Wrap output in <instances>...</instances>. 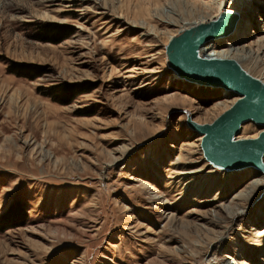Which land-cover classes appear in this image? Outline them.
<instances>
[{"label": "rangeland", "instance_id": "obj_1", "mask_svg": "<svg viewBox=\"0 0 264 264\" xmlns=\"http://www.w3.org/2000/svg\"><path fill=\"white\" fill-rule=\"evenodd\" d=\"M218 2L0 0V264H264L262 175L187 125L234 97L166 65ZM240 2L217 49L264 81V0Z\"/></svg>", "mask_w": 264, "mask_h": 264}, {"label": "water", "instance_id": "obj_2", "mask_svg": "<svg viewBox=\"0 0 264 264\" xmlns=\"http://www.w3.org/2000/svg\"><path fill=\"white\" fill-rule=\"evenodd\" d=\"M231 14L227 12L214 20L180 30L166 45L167 61L188 81L223 86L241 96L229 114L221 115L212 124H199L187 119L193 129L203 134L204 157L217 166L230 168L229 165L237 166L238 158L243 156L246 158L240 161L242 165H252L264 173V134L254 139L233 140L242 122L264 123V83L243 71L234 60L205 59L197 55L198 47L206 40L224 36L232 24Z\"/></svg>", "mask_w": 264, "mask_h": 264}, {"label": "bare ground", "instance_id": "obj_3", "mask_svg": "<svg viewBox=\"0 0 264 264\" xmlns=\"http://www.w3.org/2000/svg\"><path fill=\"white\" fill-rule=\"evenodd\" d=\"M242 9H243V4H241V2H240V0H219V2H218V6H217V9H216V12H215V14L212 16V17H210V19H208V20H200L199 22H194L193 23V25H195V24H197V23H202V22H208V21H210V20H214V19H216L218 16H220L221 14H224V13H227V12H231L232 14L231 15H233L232 17V24H231V27L230 28H228L227 30H225V32H224V36L223 37H227L233 30H234V28H235V25H236V23H237V20H238V16H240V14L242 13ZM192 26V25H191ZM233 28V29H232ZM182 30V29H181ZM180 31V30H179ZM178 31V32H179ZM177 32V33H178ZM176 33V34H177ZM175 34V35H176ZM173 37V36H172ZM223 37H218V38H210V39H208V40H206L204 43H202L199 47H198V50H197V55L200 57V58H205V59H231V60H234L235 62H237L238 63V65L243 69V71H245L246 73H248V71L245 69V68H243V66L241 65V61L239 60V59H237V57H234V56H232L231 54H230V52L232 51V50H234V49H232V48H229V49H227V50H218L217 48H218V43L220 42V41H222V39L221 38H223ZM165 57H166V65L168 66V68L170 69V70H172L174 73H175V76L177 77V78H179V79H182V80H184V81H187V82H189V83H193V84H195V85H197V86H201V87H207V86H209L208 88H213V89H217V90H219L220 92H221V94H223V95H229V96H233L234 98L232 99V101H231V106H230V108L229 109H227L226 111H224L221 115H226V114H229L230 112H231V110H232V108L234 107V106H237V104L239 103V101H240V99H241V96L240 95H238V94H236L235 92H232V91H229V90H227L225 87H223V86H219V85H208V84H200V83H197V82H191V81H188V80H186V79H184V75H180L179 74V72L178 71H175L172 67H170L169 66V64H168V61H167V56H166V47H165ZM249 74V73H248ZM250 75V74H249ZM252 77H254V78H257V79H259V80H261L263 83H264V81L262 80V79H260L259 77H255V76H253V75H251ZM183 77V78H182ZM187 113H186V116H187V119L188 118H190L192 121H194V122H196V123H199V124H202V123H200L199 121H196V120H193L192 118H191V115L189 114V112L188 111H186ZM220 115V116H221ZM219 116V117H220ZM218 118V117H217ZM216 118V119H217ZM215 119V120H216ZM214 120V121H215ZM213 121V122H214ZM212 122V123H213ZM249 122H252V123H254V124H256L258 127H259V132L256 134V136H253V137H248V136H244V134H242V129H243V127H244V125L245 124H247V123H249ZM211 123V124H212ZM187 125L191 128V129H193L188 123H187ZM193 131H195V132H197L198 133V135H200L199 136V140H201L200 141V147H201V150H202V153H203V149H202V139H203V134H201V133H199L197 130H195V129H193ZM261 133H263L264 134V123L263 124H257V123H255V122H253V121H251V120H248V121H245V122H242L241 123V125H240V127H239V129H238V131L234 134V136H233V140L234 141H241V140H248V139H254V138H257ZM247 154L248 153H250L249 151H245ZM246 156V155H245ZM203 157H204V155H203ZM244 158H246V157H240V158H238L239 159V164H237V166L236 165H234V166H228V167H230V168H225V167H220V166H217L214 162H211L209 159H206L205 157H204V159L207 161V163L208 164H211L212 166H216V167H220V168H222V169H224V170H227V171H242L243 169H253L255 172H257V173H260L262 176L261 177H263V179H264V173L261 171V170H259V169H257V168H255L254 166H249L248 168H246L247 167V165L246 164H241L240 163V161H242L243 162V160H244ZM242 159V160H241ZM262 160H263V162H264V155L262 156ZM233 167V168H232ZM190 173H192V172H190ZM263 179H261V182H262V184H264L263 182H264V180ZM259 183L258 182H256V184L254 183V185L256 186V185H258Z\"/></svg>", "mask_w": 264, "mask_h": 264}, {"label": "trees", "instance_id": "obj_4", "mask_svg": "<svg viewBox=\"0 0 264 264\" xmlns=\"http://www.w3.org/2000/svg\"><path fill=\"white\" fill-rule=\"evenodd\" d=\"M48 26H52V27H58V28H56L57 30H59L60 29V26H58V25H54V24H49ZM17 66H21V72L22 73H18L19 75H22V76H31L30 74H29V71L31 70V65H28V66H25V64H16ZM82 92H84L83 90H81V91H77L76 92V94H80V93H82ZM2 229H4V228H2Z\"/></svg>", "mask_w": 264, "mask_h": 264}]
</instances>
